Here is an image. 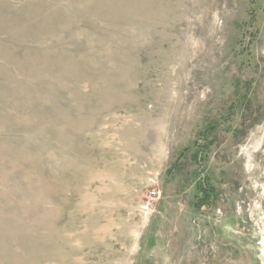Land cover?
Masks as SVG:
<instances>
[{
    "label": "rangeland",
    "instance_id": "rangeland-1",
    "mask_svg": "<svg viewBox=\"0 0 264 264\" xmlns=\"http://www.w3.org/2000/svg\"><path fill=\"white\" fill-rule=\"evenodd\" d=\"M0 264H264V0H0Z\"/></svg>",
    "mask_w": 264,
    "mask_h": 264
},
{
    "label": "built area",
    "instance_id": "built-area-1",
    "mask_svg": "<svg viewBox=\"0 0 264 264\" xmlns=\"http://www.w3.org/2000/svg\"><path fill=\"white\" fill-rule=\"evenodd\" d=\"M159 198H160L159 192L154 191V190L150 191L148 194V200H149L148 205H151L153 202H156Z\"/></svg>",
    "mask_w": 264,
    "mask_h": 264
},
{
    "label": "trees",
    "instance_id": "trees-1",
    "mask_svg": "<svg viewBox=\"0 0 264 264\" xmlns=\"http://www.w3.org/2000/svg\"><path fill=\"white\" fill-rule=\"evenodd\" d=\"M202 192V190H200Z\"/></svg>",
    "mask_w": 264,
    "mask_h": 264
}]
</instances>
